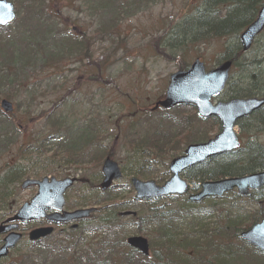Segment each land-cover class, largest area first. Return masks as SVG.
Segmentation results:
<instances>
[{"label":"rangeland","instance_id":"obj_1","mask_svg":"<svg viewBox=\"0 0 264 264\" xmlns=\"http://www.w3.org/2000/svg\"><path fill=\"white\" fill-rule=\"evenodd\" d=\"M9 1L15 7L17 19L26 25L25 35L31 38L33 55L19 59L16 48V61L9 69L4 71L0 62V100L7 98L14 107L11 114L0 109V179L10 164H20L25 172L18 181L5 185L7 195L0 199V222L12 216L35 194V187L20 188V183L26 178L77 177L79 182L65 193L66 209L77 208L81 198L94 200L99 192L103 159L95 163L91 157L100 150H106L105 156L110 155L122 170V177L112 186L116 202L121 203L120 208L125 214L135 213L132 219L120 218L109 238L115 234L119 240L123 238L125 241L129 236L138 235L145 237L155 248L161 242L167 243L166 238L158 236L162 229L155 221L149 220L156 215L185 208L186 195L138 201L134 198L129 179L139 169L144 177H135L164 183L169 178V160L179 155L185 145L156 155L143 145L131 146L128 139L138 141L144 136L145 128L149 127L145 122L151 125L161 122L160 129L166 130L170 115L180 119L191 116L193 112L190 109L174 108L170 115L165 116L160 112L149 115V109L154 101L163 97L169 76L178 69V63L188 66L199 58L206 69L215 67L233 37L215 36L187 45L174 34L179 30L183 17L200 8L202 0ZM36 10H43L42 16L36 14ZM39 16L45 20L41 21L44 23L39 24ZM9 25L8 30L15 33L16 27L12 23ZM79 41L83 42L82 51L76 53L72 45ZM263 50L264 32L245 53V62H253L250 69L256 71L259 68L264 72ZM56 54L61 56L58 61L45 60ZM237 73L240 74L237 71L232 73L227 89L217 100L233 97L237 83L232 85L231 82H237ZM47 116H54L60 124V132L65 134L61 147L56 139L42 149L38 147V138L55 132L49 128ZM241 124L235 132L242 144L256 141L264 147V131L257 132L255 124L250 121ZM195 125L209 137L217 132V127L210 122L204 126ZM177 130L178 127L173 131ZM82 135L92 141L84 146L79 144L78 136ZM73 138L78 140L73 141ZM71 142L76 143L81 157V163L76 165L65 162L63 150ZM189 184L190 192H193V183ZM259 206L256 201L241 198L233 191L222 198L208 199L196 205L190 215L175 219L165 232L174 244H191L185 254L189 250H199L212 239L222 243L219 234L225 230L231 247L238 250L242 243H239L238 236H234L233 225L229 227L228 222L241 223L237 225L241 231L245 225L260 221ZM69 227L56 226L50 240L60 241L66 251L74 250L78 256L88 248H97L102 235L100 230L86 229L81 246L73 248L66 242ZM26 228L21 226L19 231L26 233ZM222 228L226 229L219 232ZM2 237L0 235V243ZM28 254V264H40L43 255L28 245L25 235L7 257L0 259V264H13L14 260H23ZM251 257L240 258V262L252 264L256 258ZM229 260L230 264H240Z\"/></svg>","mask_w":264,"mask_h":264},{"label":"trees","instance_id":"obj_2","mask_svg":"<svg viewBox=\"0 0 264 264\" xmlns=\"http://www.w3.org/2000/svg\"><path fill=\"white\" fill-rule=\"evenodd\" d=\"M263 2L264 0H202V6L186 14L179 24V30L174 33L176 36H179L180 40L182 39V41H185L187 45H191L198 41H204L207 38L215 36L233 37L234 40L232 39V43L225 47L222 59L231 60L233 73L236 71L240 73H237L239 75L237 82H231L232 85L237 83V89L233 94V96L236 97L254 95L264 96V72L259 68L256 71L250 69L253 62H245V53L242 52L238 40L239 33L255 18ZM42 11L43 10H36L34 12L40 15ZM16 16V19L12 23L16 27L15 33L8 30L10 25L0 27V62L4 71L9 69L16 61L14 59L16 48H18L17 58L19 59H28L33 55L31 38L25 35V30L27 29L25 28L26 25H23L21 20L17 19L18 14ZM40 16H42V14ZM40 16L38 17V22L42 24L44 22L41 21L45 20ZM23 39L27 41L25 42ZM82 45L83 42L79 41L74 43L72 47L76 53H81ZM82 54L84 55V51ZM261 57L264 61V50ZM60 58V54H56L55 57L44 59L49 62L53 60L58 61ZM244 64L245 67L243 66ZM186 67V64L178 63V69H185ZM179 110H181V108ZM135 113H137V111L134 112V114ZM173 117L174 118L170 119L171 121L168 120L165 124L166 130L160 129L161 122L157 125H151L145 122L149 127L145 128L146 132L144 136L138 141L128 139V143L131 144V146L143 145L147 147L148 152L161 155L167 151L179 149L181 144L187 145L208 138L207 133L202 132V128L195 125V123H198L204 126V122L198 120L194 115L184 119H180L178 116ZM251 118L252 120L249 119L251 123L255 125H264V109L254 113ZM173 119H176L175 122H173ZM47 121L49 128L55 131L54 135L48 133L38 138L37 141H40L37 142L38 147L42 149L55 139L56 141H60L59 146L61 147L62 138H64L65 134L60 132V124L54 116H52V118L47 116ZM216 124L217 122L214 121L212 126L215 127ZM176 127H178V130L173 131ZM167 129L169 131H167ZM83 135H85L84 132ZM83 135L81 137L78 136V143L84 146L89 144L92 140L91 138L89 139L88 136L83 137ZM77 140L78 138H76V140L73 138V141ZM65 147H67L63 150L66 153L64 154L66 155L65 162L74 165L81 163V157L79 155V150H77L76 143L71 142ZM25 151H27V148H25ZM24 153L25 152L22 154ZM106 153V150L96 152L91 157V161L95 163L100 162ZM6 168V171L0 179V199L7 195L4 190L5 185L18 181L22 178L23 173H25L20 164H10L7 165ZM257 169H264V147L257 142H251L248 146L239 151L212 158L202 165L189 168L184 172V175L189 180L193 181L194 184H198L204 180L242 175ZM134 175L144 177L142 170L139 169ZM112 190V187H110L106 192H98L94 200L81 198L77 203V207L96 206V212L91 216L93 218L84 219L76 224L69 225V231L66 234L67 244L75 248L76 246H81L86 229L91 231L100 230L102 235L100 236V241L96 244L97 248L94 250H91L92 247L88 248L78 256L76 252H73L74 250L66 251L64 244L60 241L50 240L51 237L46 240L47 242L37 241L28 243L31 248L33 247L34 250L43 255L39 260L40 264H211L214 262L218 264H230L228 259L237 260V249L231 247V240L228 238L227 231L225 230L222 232V230L226 228L220 230L222 233L219 235L222 243L219 244L212 239L210 242L205 243L199 250H193L191 254L184 253V251L191 246L190 243L179 242L174 244L168 239L165 230L170 229V224L173 223L175 219H180L179 217L190 215L191 213L189 214V211L195 208L194 205L189 203H187L185 208L177 212L173 213L169 211L165 212L163 215H156L150 218V222L155 221V223L158 224L157 226L162 229L158 236L166 238L167 240V243L161 242L156 248L150 246L151 250L153 249L152 256L150 257H144L139 252L129 248L126 246L124 239L121 238L119 240L115 234L113 238H109L111 230L116 227L120 218L132 219L135 215V213L130 216H125L123 214L120 208L121 203L116 202L114 196L116 194H113ZM258 196L260 197H256V199L263 200L262 202H264V187L262 190L258 191ZM123 206L124 205H122V207ZM259 212L263 214L262 205H260ZM93 219H96V221L92 222ZM231 225H233V229L235 227L237 228V221L228 222V226L231 227ZM236 235L237 234L234 232L235 237H237ZM39 247H43L42 250L39 249ZM218 247L221 250H219ZM238 252L241 257L243 256L242 258H246L241 254L244 252V248H241ZM256 253L257 256H254L256 260L253 264H264V254ZM246 254L247 251L245 250V255ZM23 257H26V255ZM28 262H30L29 254L26 258H23V260H14L12 263L28 264Z\"/></svg>","mask_w":264,"mask_h":264},{"label":"water","instance_id":"obj_3","mask_svg":"<svg viewBox=\"0 0 264 264\" xmlns=\"http://www.w3.org/2000/svg\"><path fill=\"white\" fill-rule=\"evenodd\" d=\"M15 18L14 6L8 0H0V25H6ZM264 28V3L259 8L256 18L240 33L239 40L243 51H246L254 38ZM231 62L226 61L217 67L205 71L203 63L195 59L187 69L179 70L169 76V83L162 100L155 102L153 109L158 106L169 109L177 104H192L197 115L201 118L216 117L221 124V130L206 142L188 145L183 155L173 158L168 170L171 176L162 185L154 181H141L131 178L130 182L135 191L136 199H150L172 194H183L187 190L186 181L180 174L187 168L204 162L207 158L235 149L239 144L233 132L236 121L264 105V98H233L226 102L213 105L211 97L218 95L224 88L228 78ZM0 106L5 112L12 111L9 101L2 99ZM102 181L100 188L104 191L111 182L120 178L121 172L115 161L109 156L105 157L101 165ZM75 181V178L57 180L43 177L40 180L26 179L21 183V188L30 185L37 186L36 194L21 205L17 212L6 222L19 221L23 224L31 220L45 218L51 223H63L88 217L94 208H81L73 211H63V193ZM264 185V171L249 175L222 178L205 181L200 184V190L188 197L189 201L200 202L207 197H220L224 193L237 189L239 195H249L248 189L257 190ZM50 212L47 214V212ZM18 227L17 224H0V233L10 231L3 239L0 246V258L8 254L9 249L21 238V234L11 231ZM53 228L39 227L28 234L30 241L45 237ZM248 243L264 251V219L254 224L241 234ZM127 244L139 250L144 255L148 254L147 240L141 236L127 238Z\"/></svg>","mask_w":264,"mask_h":264},{"label":"bare ground","instance_id":"obj_4","mask_svg":"<svg viewBox=\"0 0 264 264\" xmlns=\"http://www.w3.org/2000/svg\"><path fill=\"white\" fill-rule=\"evenodd\" d=\"M239 38V37H238ZM254 127H255V130L257 131V132H263L264 131V125H261V124H256V125H254ZM259 129V130H258ZM260 171H264V169H261ZM225 177H228V176H225ZM204 181H206V180H204ZM196 185H198V184H193V186L195 187ZM193 209H195V208H193ZM193 212V210H190L189 211V214L190 213H192ZM233 231L237 234V235H240L241 234V231L239 230V229H237L236 227L233 229ZM239 231V232H238ZM233 260H236V259H233Z\"/></svg>","mask_w":264,"mask_h":264},{"label":"flooded vegetation","instance_id":"obj_5","mask_svg":"<svg viewBox=\"0 0 264 264\" xmlns=\"http://www.w3.org/2000/svg\"><path fill=\"white\" fill-rule=\"evenodd\" d=\"M238 128H241V123H238Z\"/></svg>","mask_w":264,"mask_h":264}]
</instances>
